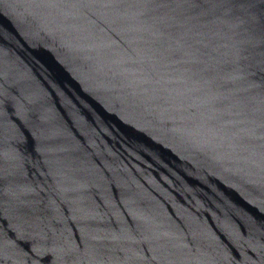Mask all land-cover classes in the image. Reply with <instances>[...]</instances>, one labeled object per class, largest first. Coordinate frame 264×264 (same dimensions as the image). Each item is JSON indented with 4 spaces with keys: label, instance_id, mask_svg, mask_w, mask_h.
I'll list each match as a JSON object with an SVG mask.
<instances>
[{
    "label": "water",
    "instance_id": "obj_1",
    "mask_svg": "<svg viewBox=\"0 0 264 264\" xmlns=\"http://www.w3.org/2000/svg\"><path fill=\"white\" fill-rule=\"evenodd\" d=\"M0 264H264V0H0Z\"/></svg>",
    "mask_w": 264,
    "mask_h": 264
}]
</instances>
